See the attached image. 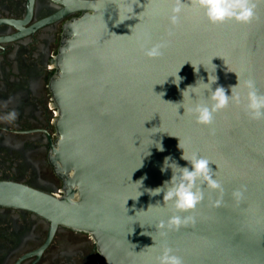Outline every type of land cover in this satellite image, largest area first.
Here are the masks:
<instances>
[{
    "label": "water",
    "instance_id": "obj_1",
    "mask_svg": "<svg viewBox=\"0 0 264 264\" xmlns=\"http://www.w3.org/2000/svg\"><path fill=\"white\" fill-rule=\"evenodd\" d=\"M254 2L250 22L213 24L181 0L174 25L176 0L84 1L86 12L66 24L52 80L59 113L52 162L65 194L11 184L0 200L90 233L105 264H157L165 248L183 264H264V120L230 103L201 125L184 109L210 104L207 94L182 96L209 74L217 77L213 91L223 87L230 96L239 78L242 96L249 79L264 94V2ZM158 43L163 55L146 56ZM179 141L186 155L210 161L223 187L204 186L203 200L184 213L164 205L163 193L146 191L170 180L171 169L160 170L165 157L187 165ZM174 214L190 219L169 229Z\"/></svg>",
    "mask_w": 264,
    "mask_h": 264
},
{
    "label": "flooded vegetation",
    "instance_id": "obj_2",
    "mask_svg": "<svg viewBox=\"0 0 264 264\" xmlns=\"http://www.w3.org/2000/svg\"><path fill=\"white\" fill-rule=\"evenodd\" d=\"M88 0H0V190L21 185L55 197L58 106L52 90L66 24ZM14 119H7L10 113ZM0 264H105L94 237L0 200Z\"/></svg>",
    "mask_w": 264,
    "mask_h": 264
},
{
    "label": "clouds",
    "instance_id": "obj_3",
    "mask_svg": "<svg viewBox=\"0 0 264 264\" xmlns=\"http://www.w3.org/2000/svg\"><path fill=\"white\" fill-rule=\"evenodd\" d=\"M260 2H264V0H260ZM176 5L173 8L174 15L170 17V21L174 25L178 23L177 14L181 11V0H176ZM191 6L204 9L209 21L213 24H222L227 20L248 23L254 16L256 3L254 0H191ZM164 47L165 45L163 43L155 44L145 50V55L149 58L160 57L163 55L162 49ZM194 68L199 72V66ZM178 72L179 70L172 76L174 77L173 83L177 87H179L183 79L178 75ZM216 80L217 77L215 75L209 74L207 83L203 81V78H200L195 86L190 85L182 91L183 101L186 96L192 97V94H195V96L203 95L204 93L207 94L205 99L210 101V104L207 102H199L193 108L184 109V112L195 116L198 124L210 126L213 123L214 115L225 109L230 103L237 106L244 104L245 113L250 119L264 120V94L258 92L254 80L249 79L244 81V88L247 89L246 96H242L241 92L237 90L240 88L239 78L237 85L231 86L230 96L226 95V90L223 87H216L213 91L212 85ZM201 85L203 86V92H201ZM160 95L162 97L164 94L161 93ZM176 104L183 105V102ZM15 115L13 112L6 118L14 119ZM156 147L158 150L164 151L161 143L157 142ZM178 147L183 150L181 159L185 160L187 165L182 167L172 157H165L164 164L160 170L162 173H166L171 169L172 175L170 180L164 181L160 187L147 189L146 191L152 197L159 196L163 193L164 205L171 202L176 213H184L195 209L203 200L204 186H207L211 190H218L221 193H223V187L214 178L213 169L210 167V161L208 159L199 156L197 153H193L191 156L186 155V150L180 141ZM142 183L143 178L139 181L140 187ZM233 195L239 199L242 196V192L236 191ZM189 219L190 217H182L174 214L169 218L167 227L169 229L179 228L182 224H186ZM159 227L163 229L165 227L164 223L161 222ZM161 235H166V233L161 232ZM157 264H183V262L180 257L172 253V249L165 248L163 253L157 257Z\"/></svg>",
    "mask_w": 264,
    "mask_h": 264
}]
</instances>
